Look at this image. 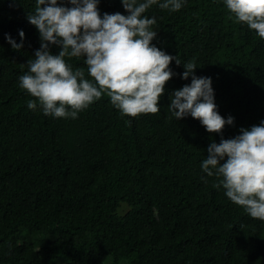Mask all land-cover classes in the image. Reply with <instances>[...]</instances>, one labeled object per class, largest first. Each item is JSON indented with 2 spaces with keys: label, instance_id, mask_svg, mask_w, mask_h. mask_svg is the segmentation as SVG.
Returning a JSON list of instances; mask_svg holds the SVG:
<instances>
[{
  "label": "trees",
  "instance_id": "obj_1",
  "mask_svg": "<svg viewBox=\"0 0 264 264\" xmlns=\"http://www.w3.org/2000/svg\"><path fill=\"white\" fill-rule=\"evenodd\" d=\"M163 2L144 14L157 20L152 44L181 64L169 65L160 112L125 116L105 94L72 119L28 109L19 77L41 45L28 21L36 0H0V264H264V221L201 168L212 142L264 122V39L224 0H182L176 12ZM97 7L128 15L121 0ZM193 59L219 114L234 118L222 133L168 109ZM66 60L91 79L83 57Z\"/></svg>",
  "mask_w": 264,
  "mask_h": 264
},
{
  "label": "clouds",
  "instance_id": "obj_2",
  "mask_svg": "<svg viewBox=\"0 0 264 264\" xmlns=\"http://www.w3.org/2000/svg\"><path fill=\"white\" fill-rule=\"evenodd\" d=\"M68 3L72 7L60 6L58 0H36L35 12L28 16L41 39L34 58L27 62V72L19 77V87L34 98L27 101L28 109L39 106L46 116L76 119L80 111L106 94L122 115L158 114L160 98L174 75L169 65L174 59L181 64L152 44L157 20L144 14L158 0H121L128 15L116 12L103 17L97 7L99 0ZM224 4L234 22L246 24L264 39V0H224ZM182 6V0L159 4L172 12ZM19 35L23 39L24 32ZM7 39L14 49L22 47L11 36ZM49 45L58 46V54ZM80 57L91 79L86 78L83 67L74 70L66 60ZM183 64L182 78L191 76V83L174 91L169 111L177 120L190 115L207 132L222 133L226 125H233L234 118L219 114L212 80L195 75L196 61ZM240 132L235 138L212 142L201 168L208 177L216 178L213 187L222 186L230 201L251 218L264 221V122Z\"/></svg>",
  "mask_w": 264,
  "mask_h": 264
}]
</instances>
